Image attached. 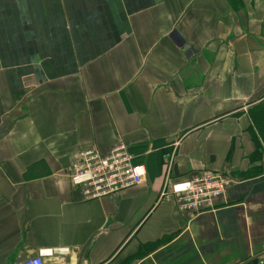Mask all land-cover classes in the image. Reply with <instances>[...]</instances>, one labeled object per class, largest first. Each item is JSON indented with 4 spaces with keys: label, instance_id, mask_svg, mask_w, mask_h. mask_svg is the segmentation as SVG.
<instances>
[{
    "label": "crops",
    "instance_id": "obj_1",
    "mask_svg": "<svg viewBox=\"0 0 264 264\" xmlns=\"http://www.w3.org/2000/svg\"><path fill=\"white\" fill-rule=\"evenodd\" d=\"M142 184L86 201L80 151ZM231 180L201 213L161 192ZM264 264V0H0V264Z\"/></svg>",
    "mask_w": 264,
    "mask_h": 264
},
{
    "label": "built area",
    "instance_id": "obj_2",
    "mask_svg": "<svg viewBox=\"0 0 264 264\" xmlns=\"http://www.w3.org/2000/svg\"><path fill=\"white\" fill-rule=\"evenodd\" d=\"M70 178L72 184L81 189L84 199L89 201L116 195L142 184L147 178V169L136 162L128 145L119 142L106 155L95 148L80 151ZM230 184L231 180L205 171L192 179L172 185L170 189L164 188L161 197L172 196L180 212L201 213L225 196ZM67 251L40 249L36 256L14 264H45L46 258Z\"/></svg>",
    "mask_w": 264,
    "mask_h": 264
},
{
    "label": "water",
    "instance_id": "obj_3",
    "mask_svg": "<svg viewBox=\"0 0 264 264\" xmlns=\"http://www.w3.org/2000/svg\"><path fill=\"white\" fill-rule=\"evenodd\" d=\"M260 260L258 257H255L253 259H251L250 261H248L246 264H259Z\"/></svg>",
    "mask_w": 264,
    "mask_h": 264
}]
</instances>
